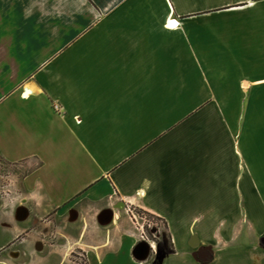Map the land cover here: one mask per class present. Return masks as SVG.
<instances>
[{"label": "crops", "instance_id": "0c3cea01", "mask_svg": "<svg viewBox=\"0 0 264 264\" xmlns=\"http://www.w3.org/2000/svg\"><path fill=\"white\" fill-rule=\"evenodd\" d=\"M263 89L264 0H0V264H264Z\"/></svg>", "mask_w": 264, "mask_h": 264}, {"label": "rangeland", "instance_id": "374dc122", "mask_svg": "<svg viewBox=\"0 0 264 264\" xmlns=\"http://www.w3.org/2000/svg\"><path fill=\"white\" fill-rule=\"evenodd\" d=\"M258 97H262V105L254 107V110L252 113H254L257 117V126L258 128L261 130V132L264 135V89L262 91V93L260 95H258ZM254 115V116H255ZM264 163V161H263ZM264 166V164H263ZM8 166L5 165H0V182L3 183L4 178L2 179V177H4V172L8 169ZM264 177V174L262 175L261 170L259 169H255L254 168V164L251 162L248 165V168L246 170V182H247V191H244V182L243 180H245L242 176V191L245 193H247V196L249 197L250 200H248L245 206V212H247V216L249 218V220H255L256 217H258L261 214H264V201L263 200H259V199H255V196H263L264 195V183L262 181V178ZM0 183V189H2V187H4L2 184ZM242 192V193H243ZM132 212V211H131ZM134 212V211H133ZM136 213V212H135ZM138 214V213H137ZM141 214V213H139ZM151 219V222L155 221ZM139 224L141 226H143L144 230L146 231V233L148 234L149 238H152V235L147 231L148 226L147 224H145L146 222H144L143 220H141L140 218H138ZM262 245L264 246V238L261 240ZM14 247H6V249L4 251H2V253L4 254L5 252H9V253H14L15 250L13 249ZM13 249V250H12ZM12 250V251H11ZM84 258V262L82 261V264H87L86 263V258L84 257V255H79V258ZM71 260L73 262H76L77 260L75 259V257H71ZM81 262L77 261V264ZM155 264V263H152Z\"/></svg>", "mask_w": 264, "mask_h": 264}, {"label": "water", "instance_id": "95a60500", "mask_svg": "<svg viewBox=\"0 0 264 264\" xmlns=\"http://www.w3.org/2000/svg\"><path fill=\"white\" fill-rule=\"evenodd\" d=\"M17 215L19 219L21 218L23 219L24 217L23 209H19ZM148 254H149V246L144 242L140 243L134 251V257L138 260L145 259L148 256Z\"/></svg>", "mask_w": 264, "mask_h": 264}, {"label": "built area", "instance_id": "2783aa9c", "mask_svg": "<svg viewBox=\"0 0 264 264\" xmlns=\"http://www.w3.org/2000/svg\"><path fill=\"white\" fill-rule=\"evenodd\" d=\"M55 110L60 112L61 108L57 105L55 106ZM133 212V211H132ZM138 216L137 217H134L135 220H138V218H140L141 220H143L144 222H146L145 224H147L148 228H151V226L153 225V222H151V219L146 217L144 214H137ZM141 230H142V238L147 241V242H152L151 239L149 238L148 234L146 233V231L144 230L143 226H140L139 227ZM153 237H155V234L154 233H150ZM153 240V239H152Z\"/></svg>", "mask_w": 264, "mask_h": 264}, {"label": "trees", "instance_id": "16d2710c", "mask_svg": "<svg viewBox=\"0 0 264 264\" xmlns=\"http://www.w3.org/2000/svg\"><path fill=\"white\" fill-rule=\"evenodd\" d=\"M253 1H259V0H253Z\"/></svg>", "mask_w": 264, "mask_h": 264}, {"label": "bare ground", "instance_id": "6f19581e", "mask_svg": "<svg viewBox=\"0 0 264 264\" xmlns=\"http://www.w3.org/2000/svg\"><path fill=\"white\" fill-rule=\"evenodd\" d=\"M176 25V24H175ZM247 87V86H246Z\"/></svg>", "mask_w": 264, "mask_h": 264}, {"label": "flooded vegetation", "instance_id": "af4514ba", "mask_svg": "<svg viewBox=\"0 0 264 264\" xmlns=\"http://www.w3.org/2000/svg\"><path fill=\"white\" fill-rule=\"evenodd\" d=\"M153 237V236H152ZM264 238V237H263Z\"/></svg>", "mask_w": 264, "mask_h": 264}]
</instances>
